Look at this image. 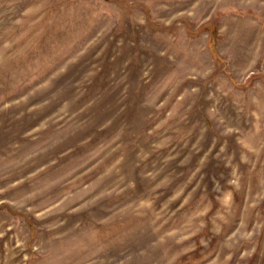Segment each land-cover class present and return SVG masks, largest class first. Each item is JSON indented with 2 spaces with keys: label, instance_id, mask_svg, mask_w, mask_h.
Segmentation results:
<instances>
[{
  "label": "rangeland",
  "instance_id": "rangeland-1",
  "mask_svg": "<svg viewBox=\"0 0 264 264\" xmlns=\"http://www.w3.org/2000/svg\"><path fill=\"white\" fill-rule=\"evenodd\" d=\"M0 264H264V0H0Z\"/></svg>",
  "mask_w": 264,
  "mask_h": 264
},
{
  "label": "bare ground",
  "instance_id": "bare-ground-1",
  "mask_svg": "<svg viewBox=\"0 0 264 264\" xmlns=\"http://www.w3.org/2000/svg\"><path fill=\"white\" fill-rule=\"evenodd\" d=\"M35 159V158H34ZM77 201H79V200H77ZM75 202V201H74ZM76 203V202H75ZM71 204H73V202L71 203ZM70 205V204H69Z\"/></svg>",
  "mask_w": 264,
  "mask_h": 264
}]
</instances>
